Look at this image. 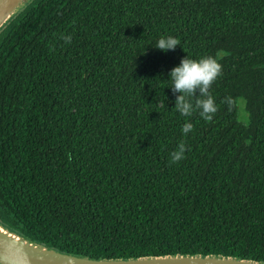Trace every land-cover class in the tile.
Segmentation results:
<instances>
[{"label": "trees", "instance_id": "trees-1", "mask_svg": "<svg viewBox=\"0 0 264 264\" xmlns=\"http://www.w3.org/2000/svg\"><path fill=\"white\" fill-rule=\"evenodd\" d=\"M186 55L222 64L211 119L161 81ZM0 222L94 258L264 261V0L28 2L0 30Z\"/></svg>", "mask_w": 264, "mask_h": 264}, {"label": "water", "instance_id": "water-1", "mask_svg": "<svg viewBox=\"0 0 264 264\" xmlns=\"http://www.w3.org/2000/svg\"><path fill=\"white\" fill-rule=\"evenodd\" d=\"M30 1L0 0V30ZM0 264H264V261L213 254L94 258L41 244L0 222Z\"/></svg>", "mask_w": 264, "mask_h": 264}, {"label": "clouds", "instance_id": "clouds-1", "mask_svg": "<svg viewBox=\"0 0 264 264\" xmlns=\"http://www.w3.org/2000/svg\"><path fill=\"white\" fill-rule=\"evenodd\" d=\"M64 39L66 42H71V38L68 36L64 37ZM178 45L181 46L180 40L168 35L161 36L154 47L166 52L174 50ZM221 74L222 64L215 55H206L200 58H191L186 55L181 58L178 65L169 71L168 79H159L161 81H169L170 83L165 87H170L173 94H178L175 98L174 108L182 116L191 117L194 112L198 111L200 117L207 120L211 119L212 115L217 111L216 101L210 94V89ZM193 128L194 124L191 120H186L181 132L187 136L193 131ZM186 151V146L179 144L177 149L171 153V162L181 161Z\"/></svg>", "mask_w": 264, "mask_h": 264}, {"label": "rangeland", "instance_id": "rangeland-1", "mask_svg": "<svg viewBox=\"0 0 264 264\" xmlns=\"http://www.w3.org/2000/svg\"><path fill=\"white\" fill-rule=\"evenodd\" d=\"M239 119L244 122H247V111L244 105L239 107Z\"/></svg>", "mask_w": 264, "mask_h": 264}]
</instances>
